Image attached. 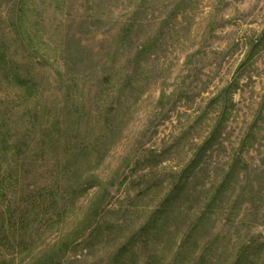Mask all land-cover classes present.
<instances>
[{
  "label": "rangeland",
  "instance_id": "1",
  "mask_svg": "<svg viewBox=\"0 0 264 264\" xmlns=\"http://www.w3.org/2000/svg\"><path fill=\"white\" fill-rule=\"evenodd\" d=\"M0 264H264V0H0Z\"/></svg>",
  "mask_w": 264,
  "mask_h": 264
},
{
  "label": "trees",
  "instance_id": "2",
  "mask_svg": "<svg viewBox=\"0 0 264 264\" xmlns=\"http://www.w3.org/2000/svg\"><path fill=\"white\" fill-rule=\"evenodd\" d=\"M224 120V118H223ZM222 123V122H221ZM221 125V124H220ZM219 128V127H218ZM218 130V129H216ZM216 130L215 132H212L209 138L200 146V148L196 151L195 158L192 162L187 166L186 170L184 172V176L181 179V182L179 183L181 186L177 187L180 188L182 191L185 187V184L190 180L191 176H194L198 170V168L201 166L202 161L204 160V157L206 156L208 150L215 144L216 140ZM239 164L237 162L233 163V167L225 173L224 177L220 179L219 182L216 183L215 187H213L211 194L207 198L206 205L202 208L201 212L199 213L198 221L205 219L209 216V214H212L216 211L217 205L223 201L224 196H226L227 192L231 189L232 185L234 183V178L236 176L240 175L239 171ZM235 182V181H234ZM232 183V184H231ZM181 190L178 191L179 194L181 193ZM180 195L175 194L174 196L169 195L166 199V203H164V208L171 205L173 201H176ZM173 200V201H172ZM162 208V207H161ZM161 210L159 211V216L162 214ZM120 252L118 253V255ZM124 253H121V257ZM119 256V257H120ZM240 261V260H239Z\"/></svg>",
  "mask_w": 264,
  "mask_h": 264
}]
</instances>
